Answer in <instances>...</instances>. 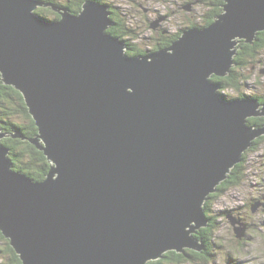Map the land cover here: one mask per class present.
Segmentation results:
<instances>
[{"label": "water", "instance_id": "1", "mask_svg": "<svg viewBox=\"0 0 264 264\" xmlns=\"http://www.w3.org/2000/svg\"><path fill=\"white\" fill-rule=\"evenodd\" d=\"M43 5L0 0V75L22 92L38 128L29 140L50 163L34 181L0 143V231L22 264L203 250L194 233L208 224L207 196L264 135L246 123L264 114L256 99H224L211 76H226L240 40L264 30V0H224L208 26L135 56L106 31L108 4L87 0L76 15L53 6L54 20L35 13Z\"/></svg>", "mask_w": 264, "mask_h": 264}, {"label": "rangeland", "instance_id": "2", "mask_svg": "<svg viewBox=\"0 0 264 264\" xmlns=\"http://www.w3.org/2000/svg\"><path fill=\"white\" fill-rule=\"evenodd\" d=\"M103 1L107 2L109 7L114 6L115 9H119L120 15L116 18L125 20L126 25L136 31V35L127 33L125 40L131 38L129 41L138 44L143 55L150 53L153 48L157 32H159L158 26L166 33L169 29L175 34L182 31L183 28L192 27L190 20L193 23L202 24L204 13L210 10V7L201 3L200 0ZM184 5L186 7L190 5L196 10V14H191V11L182 8ZM39 7L44 8L40 12L50 18L53 17L52 11L47 6H37L36 9ZM107 11L110 12L109 18L111 19L112 10L107 9ZM235 51L237 52V47ZM247 63L245 64L247 67L241 68L246 75L242 90L248 94L259 91V95L261 93L264 95V72L261 73L264 71V50L258 49L256 56L250 57ZM0 82H3L1 75ZM222 92L237 96V92H233L231 89H225ZM258 145L255 150L248 147L242 154V158H247L242 170L245 179L239 184L226 187L227 190L214 198L212 197L209 201L210 204L208 203L211 210L210 215L217 221V227L214 230L215 242L211 249L213 256L206 263L202 260H185L181 264H264V205H261L260 202H253V198L258 197L260 193L262 196L264 195V141ZM254 205L256 207L253 211ZM235 228H239V232L243 233L241 238L237 237ZM4 244L0 239V262H4L6 259L1 250L4 248ZM186 250L191 251L192 249L187 248Z\"/></svg>", "mask_w": 264, "mask_h": 264}, {"label": "trees", "instance_id": "3", "mask_svg": "<svg viewBox=\"0 0 264 264\" xmlns=\"http://www.w3.org/2000/svg\"><path fill=\"white\" fill-rule=\"evenodd\" d=\"M40 1H43L49 8V10L52 11L53 17L50 18L40 12V10L44 8L39 7L35 11L43 17L54 20L61 18V15L51 7L54 6L60 9L66 7L68 8L70 13L76 15L81 11L82 4L85 0ZM96 1H99L102 4H107V2L103 0ZM200 2L204 5H208V7H210V10L204 13V20L201 21L202 24H199L198 22L193 23L192 20H190L192 27L208 26L214 21L216 16L223 12L224 0H200ZM109 10L113 11L111 13V21L113 22V25L109 26V28H107L108 30L106 31L125 41L126 54L133 56L142 54L141 52L143 51H140V49L138 48V44L136 45L135 43H131L129 41L131 40V38H129V40H125V35L127 33H131L132 28L126 25L125 20L116 18L118 15H120L119 9H115L114 6H110ZM184 30L185 29L183 28L182 31L173 34L172 36H170V38H167L168 36L162 37L169 39V41L167 42V44H163L159 48L170 46L171 43L175 41ZM236 47L237 52L233 58L234 65L231 68L230 72L223 77L216 75L211 76V80L220 86L219 92L223 98L233 99L236 97L231 94H224V92L222 91L225 89H231L233 92H237V96L239 94V97L247 95L245 94L244 90H242L244 87L243 84L246 81V75L244 74V71L241 70V68L246 66L245 64H248L247 60L250 59V57L256 56V54L258 53V49L264 50V30L257 32L253 43L240 41ZM247 96L250 97L249 95ZM253 96L257 97L258 94L255 93ZM0 129L3 133L7 132V135L0 139V143L6 146L9 150L8 157L11 160L12 169L25 173L26 175L37 181L45 179L46 174L50 168V163L48 162L47 157L44 155L43 151L39 150L36 145L31 143L29 140L31 137L37 134L38 128L33 117L28 111L22 92L17 90L14 86L4 84V82H0ZM15 132L20 133L22 137H13L10 135ZM246 161L247 158L245 157L242 158L241 161L236 163L231 168V171L227 178L217 186V190L214 193H211L204 202L203 207L205 209V216L209 219V221L206 226L200 228L196 232L195 238L199 239L204 244L205 248L201 251H189L186 249L184 252H176L173 250L166 251L165 253H163L162 257L156 260H150L147 262V264H181L185 262V260H202L204 263H206L209 258L213 256V254L211 255V249L213 248L212 245L215 242L214 230L217 227V221L210 215L211 210L210 206L208 207V203L212 199V197L214 198L223 191L227 190L229 188L228 186L239 184L242 182V180L245 179L242 170L245 167ZM0 239L5 243L4 248H2L1 250L6 256L5 261H1L0 264H22L19 255L10 245L9 239H7L1 231Z\"/></svg>", "mask_w": 264, "mask_h": 264}, {"label": "flooded vegetation", "instance_id": "4", "mask_svg": "<svg viewBox=\"0 0 264 264\" xmlns=\"http://www.w3.org/2000/svg\"><path fill=\"white\" fill-rule=\"evenodd\" d=\"M182 8H185V9H187L188 11H191L190 13L192 14H196V10L195 9H193L190 5H189V7H186V5H184V6H182ZM193 9V10H192ZM115 11V10H114ZM113 12V11H112ZM116 12V11H115ZM189 13V14H190ZM170 15V14H169ZM168 15V16H169ZM168 16H167V18H168ZM166 22H167V20H166ZM148 25V24H147ZM158 26V25H157ZM159 27V28H158ZM157 28H158V30H159V32H157V38H156V40L154 41V43H153V48H151V51H156V50H158L159 49V47L161 46V45H163V44H167V42L169 41V39H167V38H170V36H172L173 35V33H172V31H170L169 29L167 30V33L164 31V30H162L161 28H160V26H158ZM131 33L133 34V33H135L134 35H136L137 33H136V31H134V30H132L131 31ZM170 33H172V34H170ZM166 36H168L167 38H162V37H166ZM133 38H135V37H133ZM240 41H243V40H240ZM125 42V41H124ZM239 44V43H238ZM150 51V52H151ZM253 69H254V67H252ZM224 94H225V92H224ZM245 94H247V95H249L250 97H252V98H254V99H256V103L258 104V107H257V111L258 112H263V110H264V95H259L260 93H259V91L257 92V94H258V96L257 97H255V96H253L255 93H253V94H248V93H246L245 92ZM242 96V97H239V94H238V96H236L235 98H243V97H248V96ZM226 99H232V98H226ZM250 127H255V128H257V127H261V126H263L264 125V114H259V115H252V116H249V117H247V122H246ZM262 141H264V135H261L260 137H257V138H255L254 140H252V142H251V145L249 146V148L251 149V150H255L259 145H258V143H260V142H262ZM257 146V147H256ZM263 200H264V195L262 196L261 195V193L259 194V196L258 197H256V198H253V202H260L261 203V205L263 204L264 205V202H263ZM259 203V204H260ZM256 211V210H255ZM240 220H242V219H240ZM237 221H239V220H237Z\"/></svg>", "mask_w": 264, "mask_h": 264}, {"label": "bare ground", "instance_id": "5", "mask_svg": "<svg viewBox=\"0 0 264 264\" xmlns=\"http://www.w3.org/2000/svg\"><path fill=\"white\" fill-rule=\"evenodd\" d=\"M40 1V0H39ZM85 1H87V0H85ZM84 1V2H85ZM40 2H42V1H40ZM44 3V2H43ZM43 6H46V4L44 3V5ZM63 8H66V7H63ZM68 9V8H67ZM35 10H36V8H35ZM35 13H37L36 11H35ZM38 14V13H37ZM40 15V14H39ZM43 17V16H42ZM46 18V17H45ZM48 19V18H47ZM50 20V19H49ZM125 52H126V47H125ZM140 55H142V54H140ZM262 72H264V71H261V73ZM5 84V83H4ZM18 90V89H17ZM20 91V90H19ZM25 99V98H24ZM224 99H226V98H224ZM0 132H2V130L0 129ZM3 133V132H2ZM16 133H18V132H15V133H12V134H10L11 136H13L14 134H16ZM7 134L5 133V136H6ZM14 137V136H13ZM6 147V146H5ZM7 148V147H6ZM8 149V148H7ZM8 152H9V150H8ZM241 159H242V157H241ZM11 169H12V163H11ZM13 171H15L14 169H12Z\"/></svg>", "mask_w": 264, "mask_h": 264}, {"label": "clouds", "instance_id": "6", "mask_svg": "<svg viewBox=\"0 0 264 264\" xmlns=\"http://www.w3.org/2000/svg\"><path fill=\"white\" fill-rule=\"evenodd\" d=\"M159 49H161V48H159ZM153 52V51H152ZM151 53V52H150ZM220 90V89H219Z\"/></svg>", "mask_w": 264, "mask_h": 264}]
</instances>
